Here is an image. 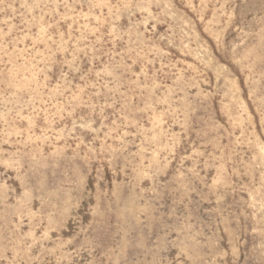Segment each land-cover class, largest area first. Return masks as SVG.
<instances>
[{"label":"rangeland","instance_id":"1","mask_svg":"<svg viewBox=\"0 0 264 264\" xmlns=\"http://www.w3.org/2000/svg\"><path fill=\"white\" fill-rule=\"evenodd\" d=\"M0 264H264V0H0Z\"/></svg>","mask_w":264,"mask_h":264}]
</instances>
